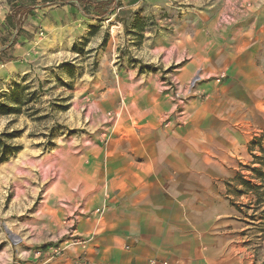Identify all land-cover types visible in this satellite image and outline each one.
<instances>
[{
  "label": "crops",
  "instance_id": "0c3cea01",
  "mask_svg": "<svg viewBox=\"0 0 264 264\" xmlns=\"http://www.w3.org/2000/svg\"><path fill=\"white\" fill-rule=\"evenodd\" d=\"M225 1L183 37L185 54L169 74L125 64L107 77L113 83L102 92V112L118 117L74 139L69 185L61 190L68 205L58 206L75 213L78 236L56 252H29L21 264H262L238 203L246 195L240 177L259 183L251 168L264 156V0ZM82 17L90 18L62 6L32 21L64 26ZM111 32L113 48L121 28ZM165 42L149 37L142 63L153 62L148 55ZM26 47L15 44L12 54Z\"/></svg>",
  "mask_w": 264,
  "mask_h": 264
},
{
  "label": "rangeland",
  "instance_id": "374dc122",
  "mask_svg": "<svg viewBox=\"0 0 264 264\" xmlns=\"http://www.w3.org/2000/svg\"><path fill=\"white\" fill-rule=\"evenodd\" d=\"M11 1L0 0V48L7 54H12L18 44L14 43V31L7 32L1 25L10 12ZM106 1L104 8L110 12L103 19L82 17L55 26L56 21L50 18L54 25L44 27L32 21L35 16H28L23 28L31 39L25 54L11 69L0 61V138L20 146L0 160V264L24 263L29 252L58 251L63 239L78 236L75 213L64 212L58 206L68 205L61 190L69 185L71 157L77 148L74 139L80 141L94 133V125L101 126L105 120L114 122L118 117L114 110L102 112V92L113 83L107 77L118 73L125 64H139L140 72L161 69L169 74L172 68L179 67L177 59L185 54L183 37L192 36L205 20L212 19L215 5L226 3L143 0L125 7L115 0ZM56 8L57 5L48 6L38 13L48 15ZM204 11L208 15L203 18ZM227 15L223 21L230 19ZM112 27L121 28V43L114 49L109 44ZM115 37L118 39L117 33ZM149 37L158 42L165 40L167 48L148 55L153 62L144 64L145 41ZM164 64L168 68L163 69ZM198 78L199 74L186 84V99L194 95L193 85ZM173 82L168 83L174 85ZM245 194L238 209L250 224L253 252L264 256V198L258 204L254 192Z\"/></svg>",
  "mask_w": 264,
  "mask_h": 264
},
{
  "label": "trees",
  "instance_id": "16d2710c",
  "mask_svg": "<svg viewBox=\"0 0 264 264\" xmlns=\"http://www.w3.org/2000/svg\"><path fill=\"white\" fill-rule=\"evenodd\" d=\"M106 0H12L10 2V12L7 18L1 23L5 30L8 32L10 29L14 31V43L18 42L25 45L29 39L30 34L24 30V21L28 16H37L38 10L48 6L57 5V7L68 6L69 10L73 12L81 11L85 16L103 19L110 12L109 9L105 10ZM119 5V3L116 1ZM4 32L1 31V37ZM19 56L7 54V50L0 48V61L8 62L17 60ZM146 67V65H145ZM261 149L263 148L260 144ZM20 146H13L7 144L5 140L0 138V152L2 153L0 160L3 161L9 154H13ZM259 166H254L251 170L254 177L259 179V183L253 182L252 179L240 177L245 189L241 193L256 194L255 200L258 204L262 203L261 199L264 198V156H257ZM246 190V191H245ZM263 194V195H262Z\"/></svg>",
  "mask_w": 264,
  "mask_h": 264
},
{
  "label": "bare ground",
  "instance_id": "6f19581e",
  "mask_svg": "<svg viewBox=\"0 0 264 264\" xmlns=\"http://www.w3.org/2000/svg\"><path fill=\"white\" fill-rule=\"evenodd\" d=\"M14 237L16 238V240H18V237H16L15 235H14Z\"/></svg>",
  "mask_w": 264,
  "mask_h": 264
},
{
  "label": "built area",
  "instance_id": "2783aa9c",
  "mask_svg": "<svg viewBox=\"0 0 264 264\" xmlns=\"http://www.w3.org/2000/svg\"><path fill=\"white\" fill-rule=\"evenodd\" d=\"M165 264H170V263H165Z\"/></svg>",
  "mask_w": 264,
  "mask_h": 264
}]
</instances>
